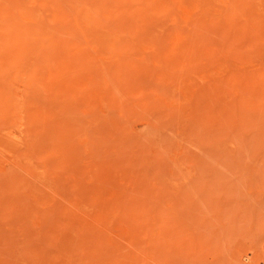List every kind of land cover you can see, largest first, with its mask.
Instances as JSON below:
<instances>
[{
    "label": "rangeland",
    "instance_id": "rangeland-1",
    "mask_svg": "<svg viewBox=\"0 0 264 264\" xmlns=\"http://www.w3.org/2000/svg\"><path fill=\"white\" fill-rule=\"evenodd\" d=\"M0 264H264V0H0Z\"/></svg>",
    "mask_w": 264,
    "mask_h": 264
},
{
    "label": "bare ground",
    "instance_id": "bare-ground-1",
    "mask_svg": "<svg viewBox=\"0 0 264 264\" xmlns=\"http://www.w3.org/2000/svg\"><path fill=\"white\" fill-rule=\"evenodd\" d=\"M16 139V138H15ZM18 140V139H17Z\"/></svg>",
    "mask_w": 264,
    "mask_h": 264
}]
</instances>
